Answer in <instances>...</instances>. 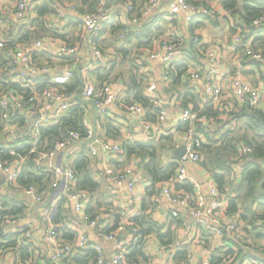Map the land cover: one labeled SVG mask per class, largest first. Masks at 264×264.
I'll return each mask as SVG.
<instances>
[{
	"label": "clouds",
	"instance_id": "clouds-1",
	"mask_svg": "<svg viewBox=\"0 0 264 264\" xmlns=\"http://www.w3.org/2000/svg\"><path fill=\"white\" fill-rule=\"evenodd\" d=\"M0 264H264V0H0Z\"/></svg>",
	"mask_w": 264,
	"mask_h": 264
}]
</instances>
